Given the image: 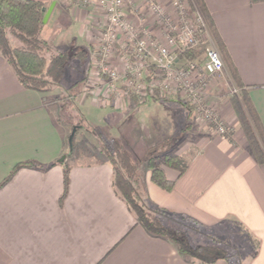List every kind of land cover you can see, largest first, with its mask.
Instances as JSON below:
<instances>
[{
    "label": "crops",
    "instance_id": "crops-1",
    "mask_svg": "<svg viewBox=\"0 0 264 264\" xmlns=\"http://www.w3.org/2000/svg\"><path fill=\"white\" fill-rule=\"evenodd\" d=\"M41 1L47 6L55 1L41 32L48 23L52 28L60 25L56 38L61 49L86 45L91 51L103 18L100 7L79 0ZM203 1L264 129V0ZM88 71L87 82L96 88L95 103L110 108L111 122L129 108L163 100L150 97L137 104L112 91L109 103L102 104L99 92L105 79L91 77L90 66ZM223 72L227 85H235L225 66ZM224 85L222 80L210 83L208 97L218 105L231 139L212 135L210 126L177 99L164 100L176 107L177 125L193 135L188 143L194 150L187 154L183 173L165 168L167 177L174 179L171 190L147 179L149 204L170 216H186L208 232L225 225L243 230L248 241L240 258L226 252L227 259L201 262L136 222L113 188L108 162L59 160L67 153L68 140L66 127L55 117L57 88L23 87L0 54V184L18 162L42 165L19 167L0 185V264H264V162L251 155ZM174 152L186 153L179 148ZM66 163L69 180L61 198Z\"/></svg>",
    "mask_w": 264,
    "mask_h": 264
},
{
    "label": "trees",
    "instance_id": "trees-1",
    "mask_svg": "<svg viewBox=\"0 0 264 264\" xmlns=\"http://www.w3.org/2000/svg\"><path fill=\"white\" fill-rule=\"evenodd\" d=\"M193 1L238 87L241 99L233 97L232 104L248 139L250 153L258 163H263L264 129L258 115L248 98L246 88H243L238 80L236 70L204 1ZM46 8L47 3L41 0H0V54L23 87L38 91H49L55 86H61L65 73L64 67L68 59L85 55L83 49H56L41 37L40 32L44 25L42 19ZM198 55L199 52L195 48L181 52V56L187 59H192ZM81 121L72 126L68 137L70 151L64 154V159L73 152L72 139L76 129L85 127L95 136L98 142L97 149L102 156H96L94 161L105 160L111 165L113 188L132 211L137 223L151 234L173 240L180 252L194 260L211 262L218 257L226 259L229 257L226 251L218 246L201 245L193 247L172 230L166 223V220L171 216L163 208L150 205L139 190L141 181L139 159L134 158L125 149L123 143L109 131L100 126L92 125L84 119ZM169 140L163 141L160 145L152 146L153 148L148 150L150 152L144 158L150 180L165 190H171L174 184V179L167 177L165 168L174 169L178 174H181L187 167V161L182 156L161 149L162 146L169 144ZM41 166L34 160L18 162L1 184L19 167ZM69 169L70 164H64L61 198L67 191ZM234 264L243 263L236 260Z\"/></svg>",
    "mask_w": 264,
    "mask_h": 264
},
{
    "label": "rangeland",
    "instance_id": "rangeland-1",
    "mask_svg": "<svg viewBox=\"0 0 264 264\" xmlns=\"http://www.w3.org/2000/svg\"><path fill=\"white\" fill-rule=\"evenodd\" d=\"M159 1L163 6L161 7V13H157L148 8L145 4V0H135V2L126 4V15L134 27H139L140 25L144 24L151 29L153 40L157 42H165V25L161 26L160 23L156 22V20L160 19L162 14L168 17L170 21L174 23H178L180 18H177L178 11L170 3V0ZM183 1L186 6L184 17L192 20V11L196 5L194 4L193 0ZM60 30V25L52 28L51 24L48 23L42 30L41 36L44 37L51 45H53L54 48L56 47V49H61L62 43H60L58 41L59 39L56 38V35ZM77 43L78 36L76 35L75 44L77 45ZM93 43L94 45L91 51H89V48L86 45L80 46L85 51V55L68 59L64 67L65 73L63 76L62 85L55 86L53 88H57L56 90H58V96L56 98L58 100L59 111L55 117L58 120V123L65 126L67 129V153L70 151L68 137L72 126L76 122H82L81 119H84L86 122L92 125L100 126L104 130L109 131L123 143L125 149H127L134 158L139 159V174L141 177L139 190L145 197V200L149 203V198L147 196V179L149 178V170L144 159L146 154L150 152L148 150L153 148L152 146L154 145H160L163 141L166 142L165 140L167 139H170L168 141L169 144L162 146L161 149L172 153H175L174 150L178 148L180 153L185 150V155H181L184 152L181 154L175 153L182 156L185 160L187 159V154L192 153L194 150L192 143H188L193 138V135L185 134L186 128H182L177 125L176 107L172 108L170 104L165 103L166 101L164 100L177 99V101L181 102L182 104L186 102L181 96L177 94L172 95V93H170L167 95V97H160L157 93H155L153 97L163 100L152 99L144 104L136 102L140 105L129 108L124 113H120L118 120L111 122L112 115L108 116L110 108L106 106H99L97 103H95L98 99L96 97V88L93 83H90L91 81L87 82L89 78V66L92 72L91 77H94V75L97 74L95 70L96 65H93V61L94 56L97 57L95 51L97 50L99 44L97 41ZM211 47L215 48L219 52L223 60L219 48L208 32V35L204 38H200L197 44L193 47L198 50L199 55L192 59H187L186 57H182L180 52L178 55V63L181 64L187 61H193L196 63L197 70L196 73L194 72L192 74L191 79L193 81L201 79L204 84L206 83V85H204L202 88V97L204 103L206 106L212 108L215 113L221 115L218 105L210 102L211 100L208 97V87L210 86V83L212 84L215 81L222 80L225 83L224 88L226 90V94H228L227 98L231 104L233 97L239 100L241 98L236 83L233 85L237 87V92L235 93L231 91L232 86L230 84L227 85V81L229 80H227L228 78L224 76V72L211 76L204 74L202 71L201 67L204 61L205 51ZM74 49L76 50L77 48ZM91 52H94L95 55H92ZM113 57L116 59L115 67H119L121 69V64L118 62L119 59L117 58L119 57L118 54L113 55ZM223 65L227 68L224 60ZM123 97L125 96L123 95ZM184 105H186L187 109L189 108V110L193 111V114L199 117V120L203 124L210 126L212 135L224 136L231 139L229 126L222 117L221 118L224 120L223 122L227 128V131L224 134H221L218 130H216L214 124L208 120H205L204 117L191 105L188 103ZM114 117H117V114L114 115ZM76 130L77 131L72 139L73 152L71 155H67L65 160L85 162L93 161L96 156L102 157L97 149L98 142L93 133H91L85 127ZM172 148L174 149L172 150ZM166 223L191 246H219L226 250V252L231 255L232 258L241 257V254H243L245 250L244 246L248 241L247 237L243 234V230L232 225H225L221 230L208 232L202 227H198L188 217L182 215H173L171 218L166 220Z\"/></svg>",
    "mask_w": 264,
    "mask_h": 264
},
{
    "label": "built area",
    "instance_id": "built-area-1",
    "mask_svg": "<svg viewBox=\"0 0 264 264\" xmlns=\"http://www.w3.org/2000/svg\"><path fill=\"white\" fill-rule=\"evenodd\" d=\"M146 6L161 13L162 4L159 0H145ZM134 0H79L81 5L98 6L103 12V19L98 25V48L95 51L93 65L97 76L104 77V86L99 92L102 104H108L112 91L115 95L134 99L143 103L157 93L167 97L170 93L177 94L197 110L205 120L214 124L221 134L227 131L224 120L214 110L205 105L202 88L206 83L192 80L197 70L196 63L187 61L179 64L180 52L193 48L200 38L208 35V29L200 12L195 7L192 20L184 17L186 6L183 0H170L177 9L178 23L171 22L162 14L156 20L165 25V42L152 39L151 29L144 24L134 27L127 18L126 4ZM121 69L115 67L117 55ZM151 66V68H150ZM223 60L219 52L211 47L205 51L202 71L207 75L223 72ZM118 83L120 86H118ZM231 91L237 92L232 86ZM111 92V93H110ZM220 117H219V116Z\"/></svg>",
    "mask_w": 264,
    "mask_h": 264
},
{
    "label": "water",
    "instance_id": "water-1",
    "mask_svg": "<svg viewBox=\"0 0 264 264\" xmlns=\"http://www.w3.org/2000/svg\"><path fill=\"white\" fill-rule=\"evenodd\" d=\"M54 4H55V1H52V2H50V4L47 6V8H46V10H45V13H44V16H43V19H42L43 24L47 22L48 17H49V15H50V13H51L53 7H54ZM62 159H64V155H63L61 158H59V160H62Z\"/></svg>",
    "mask_w": 264,
    "mask_h": 264
}]
</instances>
